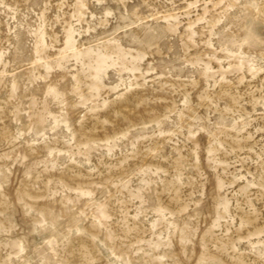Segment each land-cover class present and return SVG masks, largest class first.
<instances>
[{
	"label": "rangeland",
	"instance_id": "rangeland-1",
	"mask_svg": "<svg viewBox=\"0 0 264 264\" xmlns=\"http://www.w3.org/2000/svg\"><path fill=\"white\" fill-rule=\"evenodd\" d=\"M0 264H264V0H0Z\"/></svg>",
	"mask_w": 264,
	"mask_h": 264
}]
</instances>
